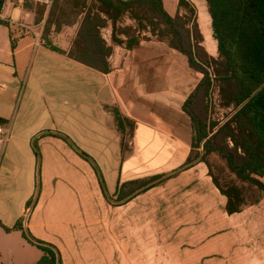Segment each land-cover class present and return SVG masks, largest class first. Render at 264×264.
Returning a JSON list of instances; mask_svg holds the SVG:
<instances>
[{
  "label": "crops",
  "instance_id": "0c3cea01",
  "mask_svg": "<svg viewBox=\"0 0 264 264\" xmlns=\"http://www.w3.org/2000/svg\"><path fill=\"white\" fill-rule=\"evenodd\" d=\"M161 1L169 17L188 16L179 0ZM185 1L204 37L205 0ZM47 17L45 10L36 22L34 11L11 1L0 10V122L10 135L0 149V264H34L42 255L18 225L54 245L63 264H111L95 244L105 224L127 226L128 216L153 210L164 185L211 181L203 162L185 165L195 132L183 107L203 75L127 15L100 32L108 70L85 66L69 55L79 24L51 26L45 37ZM120 240L126 260L128 239Z\"/></svg>",
  "mask_w": 264,
  "mask_h": 264
},
{
  "label": "trees",
  "instance_id": "16d2710c",
  "mask_svg": "<svg viewBox=\"0 0 264 264\" xmlns=\"http://www.w3.org/2000/svg\"><path fill=\"white\" fill-rule=\"evenodd\" d=\"M86 1L56 0L48 12L43 35L46 37L51 26L59 31L63 26L78 23L70 57L85 66L107 71L105 57L109 49L101 39V30L109 23L114 29L115 23L125 15L135 20L137 29L143 27L142 19L147 20L152 35L168 39L172 48L185 55L189 66L203 75L183 107L195 132L193 152L185 165L190 167L199 161L207 166L214 186L227 199L228 215L241 210L245 203L243 191L233 182L226 189L221 187L210 172L208 155L219 156L237 181L264 196V184L259 180L264 175V0H205L210 33L217 49V57L206 60L201 57L207 55L201 47L203 39L195 20L196 9L185 0H179V7L189 9L188 16L174 18L165 13L161 0H92L91 7ZM35 20L38 22L39 17ZM162 27L166 37L156 31ZM112 40L117 41L114 34ZM213 80L217 83L221 106L231 110L218 127L216 123L208 126L190 108L196 95L202 89L206 92ZM115 121L118 129L123 130L124 120L118 114ZM200 147L202 153L195 160L193 153ZM15 229L41 251L40 259L34 264H63L61 253L54 245L34 238L20 225Z\"/></svg>",
  "mask_w": 264,
  "mask_h": 264
},
{
  "label": "rangeland",
  "instance_id": "374dc122",
  "mask_svg": "<svg viewBox=\"0 0 264 264\" xmlns=\"http://www.w3.org/2000/svg\"><path fill=\"white\" fill-rule=\"evenodd\" d=\"M55 1L49 7L34 3L19 6L34 11L40 17L45 10L49 12ZM86 5L93 6L92 0H87ZM198 7L200 14L207 12L205 5V10L202 5ZM201 20L204 35L201 46L214 56L202 54L201 57L204 60L216 58V42L210 36V22L204 15H201ZM141 23V29L148 30L147 20L142 19ZM163 30V27L156 29L166 37ZM132 32L125 31L128 35ZM190 108L208 126L212 123L220 126L231 114L221 106L214 80L206 92L202 89L196 95ZM201 153L202 149L195 150L192 157L199 159L197 154ZM206 159L211 174L222 188L226 189L233 182L242 189L245 203L241 213L228 216L222 212L221 204L225 208L227 199L214 189L212 179H208L207 187L199 183L198 187L169 183L158 189L159 199L153 203V210L128 216L127 226L124 225L126 229L119 224L103 226L99 233L104 236L95 244L97 248H103L104 254L110 252L111 264H120L121 259L127 260V264H264L263 195L237 181L225 161L216 154H210ZM120 235L128 239L126 260L120 256ZM98 260H103V257H96L95 261Z\"/></svg>",
  "mask_w": 264,
  "mask_h": 264
},
{
  "label": "built area",
  "instance_id": "2783aa9c",
  "mask_svg": "<svg viewBox=\"0 0 264 264\" xmlns=\"http://www.w3.org/2000/svg\"><path fill=\"white\" fill-rule=\"evenodd\" d=\"M8 1H11L12 3H14L16 5H20L23 3H34V4L43 5L46 7H49L53 2V0H0V10H2L4 8V6L6 5V3ZM217 92H218V89H217ZM228 110H230V109H228ZM230 112H231V110H230ZM9 138H10V135H9V129H8L7 125L0 122V149L9 140Z\"/></svg>",
  "mask_w": 264,
  "mask_h": 264
}]
</instances>
